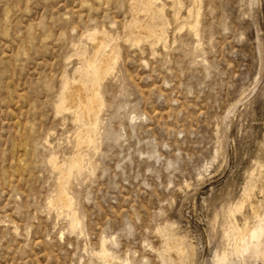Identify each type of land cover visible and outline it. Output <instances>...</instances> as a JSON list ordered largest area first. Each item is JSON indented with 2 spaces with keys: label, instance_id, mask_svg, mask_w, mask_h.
I'll list each match as a JSON object with an SVG mask.
<instances>
[{
  "label": "rangeland",
  "instance_id": "obj_1",
  "mask_svg": "<svg viewBox=\"0 0 264 264\" xmlns=\"http://www.w3.org/2000/svg\"><path fill=\"white\" fill-rule=\"evenodd\" d=\"M222 256L264 264V0H0V264Z\"/></svg>",
  "mask_w": 264,
  "mask_h": 264
},
{
  "label": "bare ground",
  "instance_id": "obj_2",
  "mask_svg": "<svg viewBox=\"0 0 264 264\" xmlns=\"http://www.w3.org/2000/svg\"><path fill=\"white\" fill-rule=\"evenodd\" d=\"M137 1V0H136ZM155 1V0H154ZM150 3V2H149ZM155 3V2H154ZM156 4V3H155ZM159 7V6H158ZM151 8H153V7H151ZM163 8V7H162ZM161 8V9H162ZM136 9H138V8H136ZM161 9H159L160 11H162ZM143 10H144V8H143ZM140 11V10H139ZM158 11V10H157ZM141 12V11H140ZM163 12V11H162ZM135 13V12H134ZM137 13H139V12H137ZM158 13V12H157ZM150 14H151V12H150ZM161 14V13H160ZM162 15H164L163 13H162ZM148 20V19H147ZM150 20V19H149ZM154 20V19H153ZM152 22V20L150 21V23ZM154 22V21H153ZM152 22V23H153ZM140 25V24H139ZM142 27V26H141ZM145 28V27H144ZM139 29V28H138ZM142 29V28H141ZM146 29V28H145ZM132 30V29H131ZM136 30V29H135ZM136 31H139V30H136ZM142 31V30H141ZM145 33V32H144ZM96 34V33H95ZM153 34V33H152ZM154 35V34H153ZM95 37L96 35H93V33H92V37ZM98 36H99V34H98ZM155 36V35H154ZM97 37V36H96ZM100 37V36H99ZM91 40H93V39H91ZM94 40H95V38H94ZM99 40V39H98ZM159 40V39H158ZM157 40V41H158ZM97 41V40H96ZM104 42V41H103ZM159 42V41H158ZM91 43V42H90ZM102 43V42H101ZM96 44V43H95ZM95 44H93V46L95 45ZM103 44V43H102ZM154 44V43H153ZM89 45H91V44H89ZM97 46V45H96ZM100 48V47H99ZM105 49H107V48H105ZM104 50V49H103ZM115 50V49H114ZM92 52H93V50H92ZM93 53H95V52H93ZM100 53V52H99ZM116 53V52H115ZM112 54V53H111ZM91 55H93V54H91ZM95 56V55H94ZM101 56V55H100ZM99 56V57H100ZM106 56V55H105ZM115 56H117V55H115ZM92 57V56H91ZM113 57V56H112ZM116 58V57H115ZM99 59V58H98ZM104 59V58H103ZM92 60H93V58H92ZM115 60V59H114ZM117 60V59H116ZM116 60L114 61V62H116ZM88 61V60H87ZM96 62V61H95ZM113 62V63H114ZM112 60H111V58L109 57V58H107L106 60H105V62H104V64L102 65V70H106V69H108L109 68V66H110V69H111V66H112ZM88 64V63H87ZM97 64H101V62L100 63H97ZM96 64V65H97ZM115 64V63H114ZM113 64V65H114ZM93 65V64H92ZM92 65H90V66H92ZM95 65V66H96ZM89 66V65H88ZM89 66V67H90ZM94 67V66H93ZM97 67V66H96ZM88 68V67H87ZM96 69H100V67L98 68H96ZM85 70V69H84ZM88 70H89V68H88ZM112 70V69H111ZM77 72H79V71H77ZM81 72V71H80ZM79 72V73H80ZM85 72V71H84ZM98 72V71H97ZM96 72V73H97ZM110 72V71H109ZM108 72V73H109ZM78 73V74H79ZM90 73V72H89ZM106 74V73H105ZM74 75V74H73ZM84 75V74H83ZM82 76V75H81ZM85 76H86V74H85ZM70 79V78H69ZM68 79V80H69ZM74 79V78H73ZM90 79V78H89ZM67 80V82H70V81H68ZM71 81H72V79H70ZM76 81V80H75ZM77 82V81H76ZM73 83V82H72ZM78 83V82H77ZM68 84V83H67ZM64 85V84H63ZM65 85H66V83H65ZM99 85H100V83H99ZM67 86H69V85H67ZM64 87V86H63ZM63 87H62V89H63ZM65 88V87H64ZM72 88V87H71ZM96 89V88H95ZM72 90V89H71ZM66 91V90H65ZM88 91V90H87ZM63 93V92H62ZM98 93V92H97ZM61 94V93H60ZM100 94V93H99ZM99 96V95H98ZM63 98H64V95H63ZM91 99V98H90ZM100 99V98H99ZM62 100V99H61ZM85 100H86V95H85V91H84V88L79 84V85H75L74 87H73V90H72V92H71V101L74 103H72L71 102V104H73V107L75 106V104H80V109H81V112H82V110H83V112H84V114H85V111H84V109H85ZM95 100H98V99H95ZM94 99H93V102L95 101ZM64 101V100H63ZM66 101V100H65ZM100 102V101H99ZM99 102H97V103H99ZM65 104H66V102H64ZM96 103V102H95ZM93 105V104H92ZM91 105V106H92ZM96 105V104H95ZM63 106V105H62ZM77 106V105H76ZM100 106V105H99ZM98 105H97V107H99ZM70 107V106H69ZM95 107V106H94ZM63 108H65V107H63ZM91 108V107H90ZM71 109V108H70ZM74 111V110H73ZM76 112H77V110H76ZM81 112H80V114H81ZM89 113V112H88ZM93 113H94V111H93ZM86 115V114H85ZM79 116V115H78ZM91 117H93V116H91ZM84 118V117H83ZM85 118H86V116H85ZM77 119V118H76ZM87 119V118H86ZM92 119H94V118H92ZM81 120V119H80ZM92 122H94V121H92ZM87 124V123H86ZM85 124V125H86ZM97 124V123H96ZM87 127V126H86ZM83 128V127H82ZM84 130H85V128H84ZM82 136V135H81ZM89 136V135H88ZM88 141V140H87ZM84 144V143H83ZM85 145V144H84ZM76 160V159H75ZM82 160V159H81ZM81 160H80V162H81ZM54 160H52V162H53ZM79 163V162H78ZM56 165V164H55ZM54 165V166H55ZM81 165H82V163H81ZM81 168V167H80ZM58 169H59V167H58ZM76 169V168H75ZM78 169V168H77ZM64 173H65V171H64ZM64 194V193H63ZM65 195V194H64ZM67 195V194H66ZM60 196H62V195H60ZM59 196V197H60ZM61 199V198H60ZM59 199V200H60ZM69 201V200H68ZM57 203V202H56ZM63 203V202H62ZM69 204V203H68ZM67 204V205H68ZM63 205H64V203H63ZM66 205V206H67ZM61 206V205H60ZM65 207V206H64ZM68 207V206H67ZM66 207V208H67ZM69 208V207H68ZM74 217H75V221H78V220H76V216L74 215ZM74 217H73V219H71V220H74ZM76 223V222H75ZM70 225H71V223H70ZM71 227H73V226H71ZM261 228V227H260ZM253 231H256V230H253ZM263 231V230H262ZM252 232V231H251ZM259 232V231H258ZM257 232V233H258ZM250 233V232H249ZM255 233V232H254ZM249 234L250 235V237H255V234ZM261 233V232H260ZM259 234V233H258ZM260 235V234H259ZM246 241V240H245ZM248 241V240H247ZM259 241V240H258ZM248 243V242H247ZM252 243V242H251ZM246 244V243H245ZM248 244H250V243H248ZM102 245H104V244H102ZM261 245V244H260ZM250 248H252V250H253V252H255V253H257L258 252V250H259V243L256 241V242H254V243H252V244H250ZM102 247V246H101ZM246 249H247V247H246ZM100 250H102V248L100 249ZM106 248L103 250V252L102 253H104V252H106ZM248 250V249H247ZM101 253V252H100ZM101 253V254H102ZM107 253V252H106ZM109 254V253H108ZM98 255H99V253H98ZM106 255V254H105ZM104 255V256H105ZM103 256V255H102ZM107 256V255H106ZM110 257V256H109ZM109 257L107 256V258L109 259ZM112 259H110V261H111ZM107 262V261H106ZM111 263H112V261H111ZM113 264H114V262H113ZM217 264H226V259H225V257L224 256H222V257H219L218 258V260H217Z\"/></svg>",
  "mask_w": 264,
  "mask_h": 264
}]
</instances>
